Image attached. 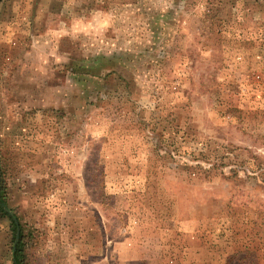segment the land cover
<instances>
[{"label":"rangeland","instance_id":"obj_1","mask_svg":"<svg viewBox=\"0 0 264 264\" xmlns=\"http://www.w3.org/2000/svg\"><path fill=\"white\" fill-rule=\"evenodd\" d=\"M98 1L0 0V264H264V0Z\"/></svg>","mask_w":264,"mask_h":264},{"label":"trees","instance_id":"obj_2","mask_svg":"<svg viewBox=\"0 0 264 264\" xmlns=\"http://www.w3.org/2000/svg\"><path fill=\"white\" fill-rule=\"evenodd\" d=\"M98 2H99L98 0H84V7L89 12V11L93 10L99 4ZM117 65H118L117 69L119 71L118 70H114V71L117 74H119V77H123L120 70L126 69L127 72L130 74V76L133 78V76H132L133 70L129 69L127 66L122 65L121 63H119V64L117 63ZM88 72H90V71H88ZM128 78H129V76H128ZM132 78H130V79H132ZM6 195H7V187L5 185V179L3 177V173H2L1 165H0V215L2 217H9L11 219L13 230L16 231L17 228H16L15 219H14L13 215L11 214V212L7 208L8 206H7V196ZM19 244L14 249L13 264H25V254H24L22 242H20Z\"/></svg>","mask_w":264,"mask_h":264},{"label":"water","instance_id":"obj_3","mask_svg":"<svg viewBox=\"0 0 264 264\" xmlns=\"http://www.w3.org/2000/svg\"><path fill=\"white\" fill-rule=\"evenodd\" d=\"M14 219H15V222L17 223V225H18V232H17V239H18L20 237V226H19L17 217H14Z\"/></svg>","mask_w":264,"mask_h":264}]
</instances>
